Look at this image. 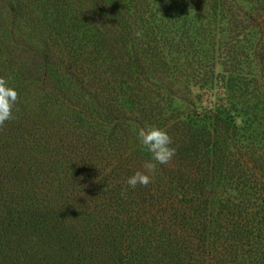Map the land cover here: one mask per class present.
I'll return each instance as SVG.
<instances>
[{
    "label": "trees",
    "instance_id": "trees-1",
    "mask_svg": "<svg viewBox=\"0 0 264 264\" xmlns=\"http://www.w3.org/2000/svg\"><path fill=\"white\" fill-rule=\"evenodd\" d=\"M169 1L172 0H162ZM218 1L229 9L237 6V0ZM248 1L254 5L262 3V13L255 14L258 18L249 16V19L263 36L264 0ZM118 18L123 20L118 22ZM104 19L114 29L125 17L107 0H0V55L10 57L6 60L8 66L0 63V77L8 79L18 93L13 110L15 118L0 126V163L3 162L0 167V264H97L101 252L106 251L100 246L107 245V239L94 237L98 250L87 235L75 239L71 223L78 219L77 210L86 200L91 204L97 199L101 202L95 186L88 188L93 182V173H100L95 167L96 155L86 147L75 166L65 149H73L74 143H80L83 137L85 144L96 142L114 150L116 125H110L114 128L110 132L104 130L105 126H100L89 114L90 101L86 97L111 123L128 119L119 101L120 85L117 80L111 81L103 61L112 43H102L88 28V23L103 24ZM111 35L116 39L119 36L129 39L123 31ZM254 58L264 70V54H255ZM240 81L247 93L251 82L247 77ZM39 92L46 96L43 99L52 101H38ZM67 95H70L71 110L76 111L74 115L60 106V98ZM30 100L34 104L29 103ZM221 124L222 120H217L216 125ZM171 128L175 131L186 129L182 125ZM216 129L209 135L195 129L193 136L188 133L193 145L205 143L209 146L205 152L201 151L208 161L209 180L205 182L206 179L199 178L200 164H197L192 196L184 193L186 185L176 178L179 176L175 175V169L167 167L169 163L158 165L154 175L172 185V193L158 197L143 192L139 196L148 194V199L142 202L148 203L150 212L137 215L127 212L126 222L120 217L116 219L126 231L141 236L132 246L149 251L152 264H243L246 261L264 264V177L258 176V166L247 159L249 148L220 149ZM57 132L68 133L67 139H55ZM22 144L33 153H21ZM16 145L20 147L17 150ZM72 153L73 150L71 155L74 156ZM120 158L129 170L137 161L129 148ZM63 165H66V172ZM62 194H65L63 204L59 201ZM59 196L60 199H56ZM95 205L100 206L99 203ZM187 205H194V212L198 208L204 209L203 213L211 212L210 231L208 226L200 229L194 224L193 228L186 221ZM157 214L160 223L154 220ZM165 217L172 222L169 228L165 227ZM172 226L176 230L193 232L194 246L191 241L181 242L177 237L179 230H171ZM168 229L170 231L166 232ZM149 230L154 232L149 233ZM172 233L175 241L168 238ZM21 236H29V240L23 241ZM140 257L146 261L145 254ZM131 261L134 264V260Z\"/></svg>",
    "mask_w": 264,
    "mask_h": 264
},
{
    "label": "rangeland",
    "instance_id": "rangeland-1",
    "mask_svg": "<svg viewBox=\"0 0 264 264\" xmlns=\"http://www.w3.org/2000/svg\"><path fill=\"white\" fill-rule=\"evenodd\" d=\"M140 1L107 0L108 4L124 14L125 20L120 26L118 22L123 19H117L118 28L113 29L105 19L106 23L103 24L88 23V28L97 39L102 43H112L106 49L103 61L111 81L117 80L120 85L119 101L128 118L118 124L111 123L105 113L86 97L90 101L89 114L99 121L100 126H105L104 130L110 132L112 126L116 125L114 150L110 151L111 149L96 142L85 144L86 138L83 137L81 139L84 141L74 143L73 149L65 148L68 158L78 166L80 156L85 151L83 149L87 147L96 155L95 167L100 169V173H93V182L88 188L95 186L101 202L97 196L94 197L96 202L92 204L84 198L86 203L77 210L78 219L71 222L75 239L77 236L87 235L98 250L94 237L98 235L107 239V245L100 246L106 251L101 252L100 258L96 260L97 264H132L131 259L134 264H152V254L149 251L134 249L132 246L141 236L136 232L129 233L116 221L120 217L126 222L124 215L127 212L135 215L150 212L148 203L142 202L143 199H148V194H139L145 192L159 197L172 193L173 186L157 175L153 176L154 180L144 190L139 185L131 189L126 184L127 179L135 172H146L143 165L150 159L148 153L140 150L138 133L141 129L155 126L166 130L171 136L176 153L173 157L175 160L172 159L167 167L176 170L175 175L179 176L176 178H180L179 181L186 185L184 193L190 196L194 192V168L197 164H200V179H206L207 182L210 175H207L208 161L201 155V151L205 152L209 146L205 143L193 145L188 133L191 132L193 136L195 129L209 135L218 127L216 122L219 119L222 124L216 129V137L220 149L234 151V148H249L247 159L258 166V176L264 177V70L254 58L255 54H264V34L262 36L258 29L253 28L249 19L258 18L259 15L255 14L262 13V3L254 5L248 0H237V6L229 9L228 5L222 7L218 0ZM262 23L264 25V19ZM121 31L129 39H122V36L116 39L111 35H119ZM9 58V55H0V63L4 67L8 66L6 60ZM61 71L65 73V68ZM244 77L252 84L247 93L242 89L240 81ZM38 96V101H52L43 99L46 96L40 92ZM60 97L63 96L60 94ZM68 100L70 101V95L60 98V106L74 115L76 111L71 110V102L68 103ZM29 103L34 104V101L30 100ZM173 125H182L186 129L175 131L171 128ZM66 134L68 133L57 132L55 139H67ZM65 143L66 141L62 145L65 146ZM19 148L16 145L15 150ZM126 148L137 157L135 166L130 170L120 158ZM72 150L74 156L71 155ZM28 152L33 153L22 144L21 153ZM61 152L63 153V149ZM1 166L3 162L0 163ZM63 166V171L66 172V165ZM64 195L62 194L61 199L60 196L56 198L60 199L61 204L65 203ZM95 203L102 206H99L102 208L99 212ZM112 204L115 206L112 207ZM203 212L204 209L200 208L194 212V205H187L186 221L193 228L194 224L200 229L208 226L210 231L208 221L211 220V212ZM164 219L167 220L165 227H171L172 222L167 217ZM154 220L160 223V215L157 214ZM174 227L171 230H176ZM177 230V237L181 242L191 241V246H194L193 232H185L180 228ZM169 231L168 229L166 232ZM150 232L154 231L149 230ZM27 237L21 236V239L29 240V236ZM168 238L175 241L173 233ZM32 240L35 242V239ZM130 240L133 243L130 244ZM152 242L155 243L154 238ZM191 246L190 250L193 251ZM144 254L146 261L140 257Z\"/></svg>",
    "mask_w": 264,
    "mask_h": 264
},
{
    "label": "clouds",
    "instance_id": "clouds-1",
    "mask_svg": "<svg viewBox=\"0 0 264 264\" xmlns=\"http://www.w3.org/2000/svg\"><path fill=\"white\" fill-rule=\"evenodd\" d=\"M17 102L18 93L15 87L10 85L8 79L0 77V126L15 118L13 110ZM138 139L140 150L148 153L150 159L143 165L146 173L137 171L127 179L126 184L131 189H135L137 185L148 186L152 182L157 166L168 164L176 153V149L172 147V138L164 129L148 126L139 131Z\"/></svg>",
    "mask_w": 264,
    "mask_h": 264
}]
</instances>
